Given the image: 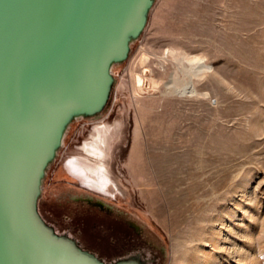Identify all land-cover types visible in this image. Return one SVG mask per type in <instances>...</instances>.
<instances>
[{
	"label": "rangeland",
	"instance_id": "1",
	"mask_svg": "<svg viewBox=\"0 0 264 264\" xmlns=\"http://www.w3.org/2000/svg\"><path fill=\"white\" fill-rule=\"evenodd\" d=\"M111 70L46 168L43 220L108 264H264V0H155ZM105 125L99 163L81 149Z\"/></svg>",
	"mask_w": 264,
	"mask_h": 264
},
{
	"label": "water",
	"instance_id": "2",
	"mask_svg": "<svg viewBox=\"0 0 264 264\" xmlns=\"http://www.w3.org/2000/svg\"><path fill=\"white\" fill-rule=\"evenodd\" d=\"M154 1L0 0V264H108L57 233L37 201L71 119L106 109L112 66Z\"/></svg>",
	"mask_w": 264,
	"mask_h": 264
},
{
	"label": "bare ground",
	"instance_id": "3",
	"mask_svg": "<svg viewBox=\"0 0 264 264\" xmlns=\"http://www.w3.org/2000/svg\"><path fill=\"white\" fill-rule=\"evenodd\" d=\"M169 51V50H168ZM170 52V51H169ZM168 52V53H169ZM196 59V58H195ZM194 59V60H195ZM197 60V59H196ZM195 60V61H196ZM201 60V59H200ZM190 61V60H189ZM203 61V60H202ZM195 63V62H194ZM209 68H210V66L209 65H207V64H205V63H202V62H197L196 63V66H195V68H193V69H195V71H194V76L196 75L197 77L196 78H200V76L203 74V73H205L207 70H209ZM193 70H191V72H192ZM191 76H193V75H190V77ZM174 78V77H173ZM190 80V79H189ZM191 81V80H190ZM189 81V82H190ZM175 83V82H174ZM187 83V82H186ZM172 85V84H171ZM184 85V84H183ZM170 86V85H169ZM177 92H178V90H176ZM181 93H183V94H186V93H189V94H194V93H196V91H195V89H194V87H193V85H190V83L187 85H185L184 87H183V89H182V91H181ZM187 96H189V95H187ZM104 127H106V125L105 126H96V128L94 129V135H93V140L92 141H87L86 140V142H84L83 143V148L81 149L82 151H83V153L84 154H86V155H93L94 156V154L95 155H97L98 156V159H100L101 157L102 158H104V156H105V153H104V148H105V146L103 145L104 143V141H105V139H106V129L104 128ZM97 159V161L99 162V163H101L102 161H101V159L100 160H98ZM85 160H87V159H85ZM78 165V166H77ZM75 167H79L80 169V171H84V169H82L80 166H81V163L80 164H77ZM77 169V168H76ZM98 171V175H97V178H96V180H98V181H100V183L102 182V181H107L108 180V178L109 177H107V176H105V175H103L102 174V171L101 170H99V169H97V170H94V173L95 172H97ZM112 180V179H111ZM110 181V180H109ZM108 182V181H107ZM112 182H113V180H112ZM116 182V181H115ZM106 183V182H105ZM115 185H116V183H115Z\"/></svg>",
	"mask_w": 264,
	"mask_h": 264
},
{
	"label": "trees",
	"instance_id": "4",
	"mask_svg": "<svg viewBox=\"0 0 264 264\" xmlns=\"http://www.w3.org/2000/svg\"><path fill=\"white\" fill-rule=\"evenodd\" d=\"M111 99V98H110ZM109 102H110V100H109ZM109 102H108V104H109Z\"/></svg>",
	"mask_w": 264,
	"mask_h": 264
}]
</instances>
